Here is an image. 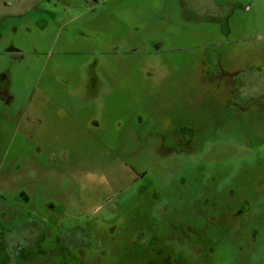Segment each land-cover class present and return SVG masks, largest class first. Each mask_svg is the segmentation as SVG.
Segmentation results:
<instances>
[{
    "label": "rangeland",
    "instance_id": "374dc122",
    "mask_svg": "<svg viewBox=\"0 0 264 264\" xmlns=\"http://www.w3.org/2000/svg\"><path fill=\"white\" fill-rule=\"evenodd\" d=\"M0 264H264V0H0Z\"/></svg>",
    "mask_w": 264,
    "mask_h": 264
}]
</instances>
